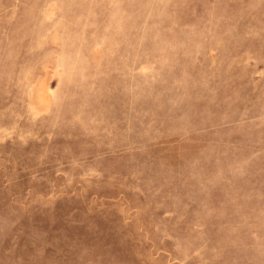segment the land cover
I'll list each match as a JSON object with an SVG mask.
<instances>
[{"label":"rangeland","instance_id":"rangeland-1","mask_svg":"<svg viewBox=\"0 0 264 264\" xmlns=\"http://www.w3.org/2000/svg\"><path fill=\"white\" fill-rule=\"evenodd\" d=\"M0 264H264V0H0Z\"/></svg>","mask_w":264,"mask_h":264}]
</instances>
